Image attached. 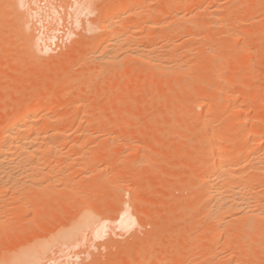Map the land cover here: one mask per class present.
<instances>
[{"label": "rangeland", "instance_id": "rangeland-1", "mask_svg": "<svg viewBox=\"0 0 264 264\" xmlns=\"http://www.w3.org/2000/svg\"><path fill=\"white\" fill-rule=\"evenodd\" d=\"M16 1L19 4V12L20 13H16L15 10L10 6V4L15 2V0H0V44H1L0 45V57L2 55H4V57L2 56V58L0 59V61H1L0 63H2L4 61L5 65L7 66V67L5 66L4 70L2 68H0V89H1L0 90V124L3 123V119H1V114L4 111H11L12 113L21 112L24 107H26L28 105H33L34 103H36L39 100L50 99V98L55 97V98H57L58 105L61 108L58 113L61 116L63 122H61L62 124L61 123L60 124L62 125V127H64L65 131H67L68 134H71L70 132L73 133L72 134L73 138L72 137H71L72 139L70 138L71 144H69V139L66 141V143H68L67 146L72 145V143H77V144L79 143L82 145V143L84 142L83 145H85V147L84 146L82 147L78 144V147H76L74 150L71 151L70 147L66 148L65 154L60 155V157L63 161L65 159L67 160V165H68V162H70L69 165H73V163H71V162L73 160L76 161V162H74L75 165L73 167L69 166L68 168H66V174H67L68 178H70L71 184H76L77 182L80 183V185L77 183V192H80V194L75 196V198H74L75 200L70 199L72 201L68 200L69 202H67V203H66V201L63 202L62 200L64 198L63 197L64 194H62V193L57 196V198H56L57 201H55V202L52 201L51 199L45 200L46 194L41 193V191L38 190L40 187L35 186V188L33 190V191H35L34 195H33L34 197H33V199H31V201L29 203L26 204V212H23L20 215H18V213H17V216L11 217L12 215H16L15 214L16 212H13V211H16L14 208L15 204L8 206L9 209L14 208V210H12V209L10 210L13 213V214L11 213V216H10V218H12V219L10 221L9 220L10 218L8 215L7 217L9 219L8 218L7 219L9 221L6 222V225L9 226V224H10L9 222H11L12 225L15 224L14 222H18V226H15L16 225L15 224L11 227L9 226L10 228L7 226L6 227L8 228V230L9 229L11 230V228L14 227L13 230L17 234V236L15 235V237H16L15 239L16 240L20 239V243L25 242V238L29 237V236H31V238L35 242H38L39 241L38 239L40 237H51L53 231H55V229L58 225L69 224V223H71V221L76 220L79 217V215L81 214L82 209L84 210L86 208L85 210H90L96 216L98 214V213H96L97 211L100 213V214H98V217H97L98 223L93 228L94 230L97 231V234H96V232H93V234H92V232H90V231H93V229H92V230L87 231L84 234V236L81 237L82 238L81 241L79 240L75 246L73 245L70 248H67L65 246L62 248H55L51 252L50 255L42 258L41 264H108V262H109V264H111V263H116L119 261L121 262V264L122 263L123 264H127V263L131 264L134 261H136L138 263L140 260H141L140 262L142 264L144 262H145L144 264H146V260H147L146 258H149L151 255H155V256L161 255L160 251L164 250L166 247H168V249L171 247L170 248L171 251L172 250L173 251L181 250L183 247V243L180 244V239L175 240V238H173L172 236H173V234L177 235L178 232H182L185 230L186 225L184 222H182L180 220H182V217H186L189 213L191 214L194 211L195 202L197 203V201H195V202H193L194 204L191 203L192 205L190 206L189 204H187L188 203L187 202L186 204L182 205V203L180 204V202H182V201L178 200L180 198L185 200V198H187L188 196L190 197V195L192 193L190 192L191 191L190 188H187V185L189 184V180L190 181L192 180L191 178L194 179L193 176H195L194 174L196 173L194 171V169H192V168H195L194 162L192 163V164H194V165H192L193 167H191V166H189V165H191V164H189V162H192V161H189L188 159L190 158L189 156H190V153L192 151V149H190V148L198 146V142L197 141L194 142L193 138H192V140L187 139V140L183 141L184 143L178 142L179 140H177V142H175V140H176V139H174L175 134L173 133V131L174 132L176 131V133L177 132L179 133V130L180 131L182 130L181 129L182 126L179 125L180 124L179 121L181 119V125L183 122H184L183 124H185L186 116H184L183 114H184L185 109H187V108L184 107L185 109L182 110L183 109V106H182V109H181V111H183L182 112L183 114L181 113L182 116L181 117H180V115L177 116L178 119L176 118V120L172 119V125L171 124L163 125V122L166 121L165 120L166 116L169 115L170 113L167 114L168 110L164 111V113H166V114H164L163 117H161V116L157 115L158 113L156 111L159 110L161 107H164V108L166 107V105L169 102L170 95H172V94L169 95V92H168V94L163 93V95H162L163 97H158V96L156 97V96H153L151 94V92L147 93L145 96L146 98L143 100V98H144L143 97L142 98L143 101H141V104H139L141 106L137 105L138 106V107L136 106L137 109H135L136 107L134 109H131L130 97L138 89L137 88L138 84H136V82L133 81L132 83L134 85L133 86L134 88H130L131 87L130 85L132 83L128 84V85L126 84V82H128V81L131 82L132 80H135V77H133V76H135V74L131 73L130 76L129 75L126 76V74H128V73H126L125 71H127V69H131L133 67V64L136 65L135 63H137L136 60L129 59V57H127L126 54H130V53L135 52L137 50V47H139V46L141 47V49H145L147 46L151 47L153 44H156L158 42L159 38L162 37L161 35H163V34L156 33L154 35H151L150 30L147 29L144 33H141V34L135 36V38H133L132 41L130 39L131 42H128L129 40L126 42H123V44H122L123 46H121V47L118 46L114 50L115 52L113 51L112 55L119 53V55H121V57L123 55H125V58H123V59L121 58V60H120V58L119 59L117 58L118 55H116V57L113 58L112 61L117 59V61L119 60L120 62L118 61L119 63L117 62V64H113L115 62H113L112 64H107V65L105 64L106 69L105 68L103 69L104 66L102 67V65H104V63H103L105 61L104 60L102 62L103 64L101 65V67H102L101 69L104 70L103 72H105V73H101V71H102V70L100 71V64L101 63L96 64L97 63L96 61L101 60L99 57H101L100 54L102 53V51H104V47L106 45V43L104 41H101L103 39L102 34L104 33V29H103L104 19L106 17H108L111 20L112 19L116 20V18H112L109 16H112V15L116 16V12H115L114 8H115V6H118V9H117V11L119 12V14H117L119 16L118 20H120V21L122 20V23L128 22V24H134V23H136V21L142 19L145 15L149 16L150 19L151 18L154 19L156 17H157V19H163V17H164L165 19H168L167 20L168 22H171L170 24L173 23L174 25H175V23H177V25L179 23H180L179 25H182L184 23L183 25H185L186 23H189L191 21L190 24L195 23L196 25L195 24H193V25H195L197 27H199L200 24L203 25L204 30H205L203 32L204 33L203 37L207 38V37H210L211 34L216 36V35H218L217 33H221L220 31L223 29L222 24H226V23H224L225 19H228V18L230 19L231 15L234 13L235 17H239V18H236V20L238 19V21H236L234 23L235 25H232L231 23H229V25L231 24L233 26V28H232L233 30L232 29H230V30L232 31V35H234L236 37V38H234V36H233V38L236 40L233 42V44H231L232 47L230 46V47L226 48L225 50H223V53L229 54V59H230L229 60L230 65L228 64L227 66H223V73L225 75L230 74L231 68H232L231 64L233 63L232 58H234L233 54L235 52H238L239 50H241L243 48H244V50L245 49L248 50V48H250L249 51H251V50H254L253 52L256 51L255 55H253V58H251L252 61H250V63H252V64H251L250 69L245 67L241 70H237L236 73H233L234 74L233 78L236 77L234 80H237V82L234 81L236 84L232 83L231 84L232 86L229 85L230 86L229 90H233V92H236L239 89V92L240 91L241 92L246 91V92H249V94H252V91L255 90V89H252L251 87H253V88L257 87L253 96L249 99L250 102L248 100L247 102L244 103V101H242L243 99H241L242 97H239L237 100L238 105H239V103L242 104V102H243L244 105L242 107L244 109H246V108L248 109V113L246 111L247 116H245V114L243 115V120H244V118H247L248 120H247L246 124L249 127V129L250 128L252 129L255 127L256 123L258 122L257 118L259 116L263 117V119H264V56H263V54H264V22H263L264 21V0L263 1L260 0L261 2L255 1V3H257V4H254V2L252 0H250V1L249 0H246V1L243 0L244 2H246L245 4H242V2H243L242 0H240V1L239 0H187L186 1V3H187L186 12H185V10L182 12H185V14H187V15H185V17L187 16L186 17L187 19L189 17L192 18L191 20H190V18L188 19V20H190L189 22L184 17H183V19H178L179 21L178 20L176 21V18L173 17L174 18L173 19L171 17V14H168V16H167V14L164 11L162 13L156 14V13H154L155 12L154 9H152L153 7L151 9H148L143 15H141L142 17L140 16V17H133L131 19H127L125 14H124L125 4L123 3V0H96L95 4H94L95 6H93L95 8H91V10H89V12H90L93 9H95V10H93V13H89L88 11L86 13L84 10L78 9L79 3L84 1V0H16ZM167 2H169V0H150V4H152L153 6H156V7H158L157 5H162V6L164 4L166 5ZM171 2H173V1H170L169 3H171ZM121 3H122V5H121ZM238 3L240 4V6ZM198 5H200V6L202 5V11L204 12L203 14L201 13L202 12L201 10H199V12L201 11L200 12L201 14L200 13L197 14L196 8L198 7ZM232 5L234 7H236L237 9L234 8ZM156 7H154V8H156ZM203 7H204V9H203ZM248 7H251L253 10L251 9L252 11H249V10L247 11ZM119 9H120V11H119ZM193 9H195V10L193 11ZM206 10L208 13L209 12H211V13L213 12V14L214 13L215 14L221 13L220 16H223V17L227 16V17L226 18L224 17L225 19L220 17L222 19L221 21L223 23L221 21L217 20V22L212 21V23H213L212 24V23L208 22V21H211L212 18L210 15H209L210 18H209V16H207L208 13L205 12ZM219 10H221V11H219ZM188 11L189 12L191 11V12L189 13ZM113 12H115V13L113 14ZM194 12H196V14ZM189 14H191V16L193 14V16L191 17ZM194 14L196 16H194ZM237 14H239V15H237ZM252 14H254V15L252 16ZM232 17H233V15H232ZM208 18H209V20H208ZM169 19H171V21H169ZM223 19H224V21H223ZM229 19H228V21L231 22ZM232 19L233 18H231V20ZM185 21H187V22H185ZM218 22H221V24H219ZM174 25H171V26H174ZM220 25L222 27L221 30H220L221 27H218ZM230 26H229V28L232 27V26L231 27ZM120 28L121 27H118L119 32L123 30L122 28L121 29ZM218 28H219V30H218ZM245 31H246V33H245ZM11 34H12V36H11ZM223 34L224 33L222 32V35ZM245 34L247 36H245ZM213 35H212V40H213V37L215 38V36H213ZM220 35L221 34H219V36ZM5 36H7V37H5ZM36 37H38V40H39L38 47H40V46L41 47L33 50V49H31L30 46H31V42H32L33 38H36ZM182 37L179 39L181 43H182L181 40H183L185 38V36L183 38ZM203 37H201L200 39L199 38L196 39L197 41L201 40L200 42L203 43V46H202V43H200L199 41H198V43H199V45L201 44L202 48H205L206 45L208 46V45H212V44L213 45L218 44V41L216 43V41L214 40V43H215L214 44L213 41H211V38L209 40L208 38L206 39ZM216 37H218V36H216ZM222 37H224V35ZM239 39L241 42L239 41ZM179 40L177 42H179ZM196 40H192V41H196ZM100 41H101V45H100V47H98L96 49V46L99 44ZM188 41H187V45L190 43L191 40H188ZM203 41H206V42H203ZM257 41H259V42H257ZM183 42L185 45H181V47H183V49H184L187 45H186V41L183 40ZM204 43L205 44L208 43V44L205 45ZM210 43H212V44H210ZM191 44H193L194 47L196 45L195 42L194 43L192 42L189 45H191ZM193 46L192 47L188 46L186 48V50L188 48L193 49L194 48ZM197 46H198V44H197ZM181 47L179 45L176 48V51L178 52V49L180 50ZM199 48H201V47L200 46L195 47L193 50L197 49L198 53H199ZM40 49L41 50L45 49L48 52H46L45 50L40 52L41 51ZM183 49H181L179 52H181ZM36 50H38L39 52H36ZM193 50L190 52H192L193 59H195L196 55L198 56V54L194 55L195 53L193 52ZM45 52H46V55H45ZM190 52L189 53L187 52V54H185L186 57H189L187 55H190ZM37 53H39V54H37ZM72 53H74V55ZM95 53L97 55L99 54V57H98L99 59L97 58L96 61H94V60L92 61L94 63L96 62L95 64L94 63L89 64L91 62V60H90V62H89V60L87 62V58L93 59L92 56L93 55L95 56ZM42 54H44V55H42ZM181 54L179 53L180 56L184 55V54L183 55H181ZM69 55H71V56H69ZM90 57H92V58H90ZM118 57H120V56H118ZM186 57H183V58L187 59ZM190 57L192 58L191 55H190ZM256 57H258V58H256ZM3 59H6L7 62ZM188 59H190V58H188ZM108 60H110V59H108ZM130 60H132V61H130ZM112 61H109L107 63H111ZM59 63L62 65H59ZM65 63H67L68 66ZM35 64L36 65L39 64V67H37V68H40L39 70L37 68H35L36 67ZM34 65H35V67H34ZM32 67L35 69L34 70L31 69ZM61 67L62 68L65 67L64 71L67 72L66 73L67 75L64 76V79L68 78V79H65V81L62 78V81H60L62 85L59 82V80H61V79L56 78V76H58L57 75L58 71ZM205 67L206 66H204V68L202 67L203 70L202 69H200L201 71L199 70L201 75H203L205 73L204 71H206V68H207V67L206 68ZM36 69H37V71H36ZM97 70L100 71L99 75H97V73H98ZM248 70H250V71H248ZM86 72H89V73H87V76L84 75ZM92 72H93V74H92ZM122 72H123V74L126 73L125 76L123 75L125 79L124 78L122 79V77H123L121 74ZM69 73L71 75H69ZM15 74H16V76H14ZM119 75H120V77L122 76L121 80L119 79L120 78ZM50 76H52V77H50ZM95 76H97V77H95ZM247 77L248 78L254 77L253 78L254 80L252 81V83H248V87H246L247 85L242 87L241 84H238V83H240V82H238V80L241 81L243 79H246ZM126 78L128 79V81ZM54 79H55V81H56V79H58L57 82H55ZM70 79L73 80V84L71 87L72 89L66 90V89H64V86L67 85L66 82L68 83L70 81ZM3 80H5V81H3ZM118 80H120V81H118ZM170 81L171 80H169V82ZM54 82H55L56 86L58 85L57 88L55 87L56 90H55V88H53L54 86L52 87V84H54ZM117 83H119V85ZM74 84H75V86H73ZM125 85H127V87H126L127 89L129 86V88L131 90H129V89L127 90L125 88ZM240 86L243 88V90L241 89ZM160 88L157 90H160ZM250 88H251V91H250ZM126 91L128 93H130V95ZM167 91H170V90H167ZM16 95H17V98H16ZM127 95H129V96H127ZM164 95H165V97H164ZM126 97L129 100H127V99L125 100L124 98H126ZM199 98L200 97L197 98V96H196L195 98L191 99V97H190L188 99V102L187 101L186 102L188 103L189 106H191V103H192V105L194 104L193 106H198L199 101H201V99H202V98L201 99H199ZM78 99H79V101H78ZM196 101H198V102H196ZM1 103L3 106L1 105ZM66 103H68V104H66ZM164 103H165V105H164ZM246 103H248V104L246 105ZM88 105H89V107H88ZM107 105L109 108L107 107ZM184 106H186V104ZM87 107L90 110H92L91 113L93 114V116H97V117L99 116L100 117V115H104L103 117H104L105 121H107V123H109L108 127H106L107 129L104 128L105 131L108 130V132L110 131V132H113V133L118 134V135L120 134L119 136L113 134V136L114 135L117 136V138L114 136L117 141H114L115 138H114V140H113V138H111L112 135L110 136V134H111L110 132L106 133L104 131V129H103L104 132H101V129L98 128L99 124L94 125V128L96 126L95 130L93 129V131L95 132L94 135L92 134L93 133L92 129L89 131V133L92 132L91 134L93 137V138H89L90 140L88 138H87V140L84 139L82 141H79V139H78V142H77V140H74L75 139L74 137L76 135V134H74V132L79 133L82 129L84 130V128H86V127L88 128L91 125H93V124L89 123L88 122L89 119L87 120V117L85 118V116H84V114H85L84 111ZM114 107L116 110L114 109ZM173 107L171 108L173 110V112L172 111L171 112L173 113V115H175L174 113H176L178 111L179 106L175 105ZM70 109H71V111H70ZM113 110H115V111H113ZM134 110H135V112H133ZM130 111H132V113L135 114V117ZM160 111H161V109H160ZM58 113H56V115L55 114L53 115V113L50 115V113H49L48 117H46L45 115H39L35 119L40 122L39 125L41 124V126H43V125H46V127L48 125L51 126V125H54V123H53L54 121L50 120V117L53 115L56 119V117H58ZM172 113L169 116L172 117L173 116ZM94 114H96V115H94ZM62 115H64V116H62ZM60 116H59V118H60ZM73 116H76V118L78 120L73 122V124L69 125L68 120L73 118ZM132 117L134 118L135 121H132V119H130ZM36 120H35V122H36ZM59 120H61V119H59ZM59 120L58 119L55 120V123L58 124L57 122ZM121 120H122V122H121ZM127 122H129V123H127ZM50 123H52V124H50ZM215 123L217 126L218 125L223 126V125H221V120L215 121ZM37 124H38V122H37ZM87 125H89V126H87ZM161 125L163 126L162 128H165V129L163 130L161 128L162 130L160 129V133H158V130H156V132H157V134H156L155 129H157L159 126L161 127ZM43 127H45V126H43ZM122 127H123V130H122ZM199 127H198V125H196L194 130H197ZM87 128L85 130H87ZM203 130H202V134L205 132V130H204V132H203ZM235 131H236V129H235ZM235 131H232L233 135H234ZM136 132L137 133L139 132V134H137ZM140 132H142V134ZM196 132H198V135H200V133H199L200 131L197 130ZM196 132H195V134H196ZM121 133L125 137H123ZM149 133L151 136L148 135ZM104 134H107L108 137L109 136L110 137L108 138L107 135H104ZM135 134H137V135H135ZM97 135H99V137H96ZM126 135L128 136V138ZM142 135H144L145 137L147 135L150 138L149 137L145 138L144 136L142 138ZM155 135H156V137H155ZM101 136H103V137H101ZM135 136H138L139 138H136ZM172 136H174V138H172ZM131 137L134 139H132ZM197 137H200V136H197V134H196L194 139L195 138H196V140L199 139ZM171 138L174 141H171ZM228 138H231V137H228ZM232 138L226 139V141L224 140L226 143L223 142V145L227 144L229 147H232V146L234 147V145L237 144L236 146L238 147L239 141H238V143H234L236 141L233 140ZM145 139L148 141L147 143H146ZM126 140H127V142H126ZM261 140H262V141H260L261 144H264V138L263 139L261 138ZM74 141H76V142H74ZM124 141L126 142V144H123V143H125ZM118 142H119V144H118ZM171 142H173V143L171 144ZM127 143L130 146H128ZM148 143L151 144L152 146L156 145V146H154L156 148L153 147V150H152V146L151 145L148 146ZM159 143H161V145H159ZM178 143H180V145H178ZM162 144L165 147V149L164 148L159 149L160 147H162ZM157 145H158V148H157ZM187 145L188 146L190 145V146L186 147ZM181 147L183 148L182 149L183 153L180 152L181 150H179ZM233 147L230 149L233 150ZM235 148L236 147H234V149ZM176 149H178L179 152H177L178 150L175 151ZM187 154H189V155H187ZM149 158H151V159H149ZM58 159L59 158H57V160L54 159V161L55 160L58 161ZM104 159L107 163L105 161H103ZM148 159L151 161L147 162ZM62 160L58 161V162H62ZM129 164H132L133 168L136 166L135 168L137 170V171L134 170L135 168L132 170V172L130 173V174H132V177H135L134 179H136L138 182L139 181L142 182V183H140V186H139L140 189L137 188L138 189L137 192L135 191V188H134V192H132V196L134 197L135 193H137L136 196L141 201L138 200V202L140 204H138V202H137V204L135 203V207L138 205L136 207V211L137 210L139 211L138 218L125 220V218L121 215L120 211L119 212L118 211L111 212L112 208L110 209V206H113V204H114V206L117 205L116 208L118 207L119 203L121 202L120 197H118L116 195L111 196V194L108 193L109 191H108L107 187L104 188L103 190L101 188L100 190L97 189L98 191L97 190L94 191V187H92V186H94L95 184H99L101 182L100 179H103L104 177L106 178V176H107V178L108 177L111 178V175H113V172L115 173V169H116V171H118V169H119V172L121 171L119 173L121 175V177H118V178L120 181H122L121 182L122 184L123 183L125 184L124 179L128 180L129 178L130 179L132 178L131 175L128 172H126L127 169L129 170V168H131V165H129ZM67 165H65V166H67ZM128 165L130 167L126 168ZM122 170H123V172L125 171L124 172L125 174L123 173L124 177L121 174ZM192 171H194L193 172L194 174H192L193 176H191ZM197 175H202V174L199 173V174H196V176ZM84 176L88 177L86 182L82 181V178ZM146 180H150V182L149 181L147 182L148 185H147V183L144 182ZM183 180L185 182H183ZM80 181L85 182L84 183L85 185L83 183L81 184ZM186 182H187V184H186ZM92 183L93 184L95 183V184L93 185ZM143 183H145L146 185L145 184L142 185ZM176 184H178V185H176ZM83 185H84V187H83ZM181 185H182V188H181ZM109 186H110L109 189H111L112 185L109 184ZM141 186L142 187L144 186V187L141 189ZM260 186L258 187V189L264 188V185L261 187ZM118 187L119 188H117V189L121 190L120 186H118ZM60 189H62V187ZM144 189H146V191ZM176 189H178V191ZM172 190L176 193H174ZM196 190H198V189H196ZM92 191H94V192H92ZM139 191H140V193H139ZM168 191L170 193L172 192V194L169 195L170 193ZM70 192H71V190L67 189V192H65V193L69 194ZM91 192L93 193V195H90ZM101 192H102V195H101ZM187 192H189L190 195H188L189 193L186 194ZM198 192H199V190L197 191V193ZM138 193L140 196L138 195ZM173 193L175 194V197L173 196L174 195ZM178 193H181V194H178ZM183 193L186 195H184ZM39 194H41V195L39 196ZM88 194L90 197L87 196ZM180 195H181V197H179ZM136 196L134 198H136ZM140 197L143 198L144 202H142V199ZM175 198H177V200L179 201V204L178 205L176 204V206H174V204H175L174 201H176ZM172 202H174V203L172 204ZM150 203H152V204H150ZM116 208H115V210L118 209V208L117 209ZM108 209H110V210H108ZM139 209L142 212H140ZM151 210H153V212H150ZM138 211H137V213H138ZM181 211H183V212H181ZM8 213H9V211H8ZM144 214H146V215L150 214L151 216L150 215H149V217H148V215L143 216ZM16 217H18V218L15 219ZM139 217L141 218L142 221H140ZM142 217H144V219ZM199 220H201V219H198V221L195 222V225H194L195 228L193 229V232H192L195 240L197 239L198 233H200V230H201V228H203L202 226L205 223L204 219H202V221H199ZM162 222L165 223V225L167 227H165V225ZM178 222H180V223L178 224ZM140 223H141V225H140ZM149 223L154 224V225H150ZM158 224H159V226H158ZM160 225H161V228L159 230H161V229L162 230L161 231L158 230L160 232V233H158V234H160V236H159V235H156L155 232H158L156 230L160 227ZM163 225H164V227H162ZM6 227H5L4 232H6ZM169 228H171V230ZM263 228H264V226H263ZM99 229L101 231L100 235L98 234ZM9 231H7V232L9 235H11L10 234L11 232L9 233ZM0 232L4 233L1 228H0ZM165 234L167 235V237ZM171 234H172V236H170ZM9 235L6 234L5 236H9ZM12 235H13V233H12ZM5 236L2 235V241L0 240V247H2V246H3V248H4V246L5 247L10 246L11 247V243L13 244V242H15L16 240L15 241L8 240V242H7V240H3L4 239L3 237H5ZM17 237H19V238H17ZM159 237L162 239H159ZM236 237L237 236L235 235L234 238L232 239V242L229 244V246L223 243V245L227 246L226 247L227 249H225L224 246L222 247V245L219 244L217 246L220 248H218V250H215V247L217 249V246H215V245L209 246L206 244L205 247L207 246V247H209V249L203 247V249L201 248L199 251L196 250L195 251L196 253L195 252L194 253H195V255H197L196 256L197 259H199L198 260L199 263H197V264H201V263L206 264L208 260L209 261L212 260L213 262H214V260L217 261L218 258L220 259V254H222L221 258L224 257V259L227 255H229V257L234 255L235 256L234 258L236 259L238 257V254L240 255V253L243 254L242 255L243 257L241 255L239 256V257L243 258L241 260H240V258L239 259L237 258V260L235 261V259L233 257H230V258H232V259H230V258L228 259L230 261H228L226 259L224 260L222 258V260L221 259H220V261L218 260L217 263L220 262L219 264H223V263H221V261L222 262L226 261L225 264H228L227 263V261H228V262H230V264H233V263L234 264H242V262H243L242 260L245 259L244 261H246V260L248 261V263H246V264H251L254 261H255L254 262L255 264H259V262H260V264H264V261L260 257V255H257V254H259V252L257 254H253V257H250L252 255L250 252H252V250L255 247H252V248L249 247L250 249H248V247H247L245 250L246 252L243 253L239 249V246H238L239 244H241L242 240H239L241 237L240 238L237 237L238 239ZM0 239H1V237H0ZM167 239H170V240L167 241ZM235 239L238 241V243L236 242ZM4 241L6 242V244ZM166 241H167V243H166ZM192 241H194V240H192ZM9 242H11V243H9ZM173 242H175V243H173ZM260 242H262V243H259L260 245L261 244L264 245V236L261 237ZM233 243L235 245L237 244L236 246H237L238 250L240 251V253H238L239 251L237 250V252H236V253H238L237 256L234 253L235 251L233 252V249L236 250V248H235L236 246ZM138 244L140 245V247H138L139 246ZM232 244H233V246H232ZM255 244L256 243H254V245ZM251 246H253V244H251ZM261 247L262 246L259 247L261 249L260 254H263V256H264V253H262V252H264V250L262 249V248H264V246L262 248ZM191 248H192L191 251L193 252V247H191ZM210 248L211 249L213 248L214 250L213 249L210 250ZM2 249L0 248L1 251H3ZM61 249H62V251H61ZM223 249L226 251H224ZM247 249L249 251L251 250L249 252V254L247 253L248 252ZM257 249H258V247H257ZM4 250H5V248H4ZM137 250H139V251L137 252ZM209 252L211 255L209 254ZM135 253H136V255H135ZM216 253L217 254L219 253V255H217ZM245 253H247V255ZM214 254H216L217 256ZM244 254L246 255V258H245ZM254 255L257 256L258 258L262 259V260L257 259L256 257H254ZM123 256H125V257H123ZM128 256L130 258H128ZM136 256H138L140 260H135L138 258ZM120 258L122 259L123 262L121 261ZM132 258H134V260ZM251 258H253V259L255 258V259L252 261H249V259H251ZM124 259L125 260L127 259L126 261L130 260V263H129V261L125 263ZM238 260H240L242 262H239ZM216 261L214 263H216ZM186 264H188V263H186ZM243 264H245V263H243Z\"/></svg>", "mask_w": 264, "mask_h": 264}, {"label": "bare ground", "instance_id": "bare-ground-1", "mask_svg": "<svg viewBox=\"0 0 264 264\" xmlns=\"http://www.w3.org/2000/svg\"><path fill=\"white\" fill-rule=\"evenodd\" d=\"M95 1L96 0H84V1L79 3L78 9H80V10L82 9L87 13V11L89 12V10H91V8H95V7H93V6H95L94 5ZM170 1H173V2L169 3ZM186 1L187 0H169V2H167L168 4L166 3V5L164 4L163 6L157 5L158 7H156V6H153L152 4H150V0H123V3L125 4L124 14H125L127 19H131L133 17H140L148 9H151L153 7L152 9H154V11H155V12L153 11L154 13L158 14V13H162L164 11L167 14V16H168V14H171V17L176 18V21H177L178 19H183V17L184 18L187 17V16L185 17V15H187V14H185L186 8H187ZM252 1L254 2V4H257V3H255V1L261 2L263 0H261V1L260 0H252ZM245 3L246 2H244V1L242 2V4H245ZM121 5H122V3H121ZM202 5L201 6L198 5V7L196 8L197 14L202 11ZM10 6L15 10L16 13H20L19 12V4L17 3L16 0L12 4H10ZM239 6H240V4H239ZM154 7H156V8H154ZM234 8H236V7H234ZM248 8H247V11L253 10L251 7H248ZM114 9L116 12V16L112 15L109 17L116 18V20H113V19L111 20L108 17H106L104 19V27H103L104 33L102 34L103 37L101 36L103 38L101 41H104L106 43V45L104 47V51H102V53L100 54L101 57H99V54L97 55L95 53V56L94 55L92 56L93 59L87 58V62H88V60H89V62L91 60V62L89 64L94 63L92 61L93 60L96 61L97 58L99 57L101 59L100 60L101 62L98 60V61H96L97 63L96 62L95 63L96 64L101 63L100 64V71H101L102 70L101 68L104 66L103 67V69H104L107 64H112L113 62H115L113 64H117V62L119 60L117 61V59H115L116 61L115 60L112 61L113 58L116 57V55L120 56V57L117 56V58L118 59L120 58V60H121V58L122 59L125 58V55H123L124 57L123 56L121 57V55H119V53L112 55L113 51L118 46H120V47L123 46L122 45L123 42H126L128 40H129L128 42H131L132 39L135 38V36H137L141 33H144L147 29L150 30L151 35H154L156 33L163 34V35H161L162 37L159 38L158 42L156 44H153L151 47L147 46L145 49H141V47L139 46V47H137V50L135 52L130 53V54H126V56L129 57V59L136 60V62H137V63H135L136 65L133 64V67L131 69H127V71H125L126 73H128V74L125 73L126 76H128V75L130 76L131 73L135 74V76H133V77H135V80H132L131 82H129L127 79L128 77H127L126 79L129 83L126 82V84L127 85L131 84L133 81H135L136 84H138V87L135 85L138 88L136 90V92L134 94L131 92L133 95L130 97L131 105L130 104L129 105L131 106V109H134L137 105L141 104V101H143L146 98L145 97L146 94L150 93V92L153 96H156V97L157 96L163 97L162 96L163 93L168 94V92H169V95L170 94H172V95H170V99H169L168 104L166 103L167 104L165 107L166 109L164 107H161L160 108L161 111H160V109L156 111L158 113L157 115L163 117V115L166 114V113H164V111H167V110L169 111V112L167 111V114L170 113L169 115H171V113L173 112V110L171 108L175 105H178L180 110L178 109V111L176 113H174L175 115H173V113H172V115H173L172 117L169 115H167L168 116L167 117L165 115L166 121L163 122V125H166V124L172 125V119L176 120L177 116H179V115H180V117L182 116L181 115V113L183 112V111H181L182 106H183L182 110H184L185 109L184 107H186L187 109H185L184 114L182 113L184 116H186V118H185L186 122H185V124H183L184 122L182 121L183 123L181 125V119H180V121L178 120L180 123L179 125L182 126V128H181L182 130L181 131L179 130V133L178 132L176 133V131L175 132L173 131V133L175 134V135L173 134L175 136V138H174V136H172V138L176 139L175 142H177V140H179L178 142H183L187 139L192 140V138H193L194 142L195 141L198 142V146L190 148V149H192V151H191L190 156H189L190 158L188 159L189 161H192V162H189V164H191L189 166L193 167L192 165L195 164L194 167L196 168V169L192 168V169H194V171L196 173L194 174L193 173L194 171H192L191 176H193L192 174H194L195 175V176H193L194 179L191 178L192 180L191 181L189 180V184H188L189 186L187 185V188H190V190H191L190 192L192 194L190 195V193L187 192L186 194L189 193L188 195H190V197L187 195L189 198L187 197V198H185V200L181 199V198L178 199V200L182 201V202H180V204L182 203V205L186 204L187 202H188L187 204H189L190 206L192 204H194L193 202H195V201H197V203L195 202L196 206L194 205V211L192 210L193 212L191 214L188 212L189 214L187 213L188 215L186 217H182V220H180V221L185 223V225H186L185 230L182 232H178L177 235L176 234H173V236H172V234L170 235L173 238H175V240L180 239V244L183 243V247L181 250H177V251L176 250L171 251L170 250L171 247L169 249H168V247H166L164 250L160 251L161 255H158V256L151 255L149 258H146L147 259L146 264H186V263L197 264V263H199L198 262L199 259H197V257H196L197 255H195L196 250L199 251L201 248L203 249V247L209 249V247H207V246L205 247L206 244L209 246L210 245L217 246L220 244V245H222V247L224 246L225 249H227L226 245L229 246V244L232 242V239L234 238L235 235L238 238H240V237L242 238V239L241 238L239 239L242 241H241V244H239L238 246H239V249L243 253L246 252L245 250L247 247H248V249L255 247L252 250V252H250L251 250L249 251L247 249V251H248L247 253L249 254V252H250L252 254V255L250 254L251 255L250 257H253V254H257L259 252V254H257V255H260V257L264 261V258H263L264 256H263V254H260L261 249L259 248L260 246H262V247L264 246L262 244L261 245L259 244V243H262V242H260L261 237L264 236V230H263L264 229L263 228V226H264L263 225L264 224V188L258 189V187L260 185L261 186L264 185V144H261V142H260V141H262L261 138L262 139L264 138V119H263V117L259 116L260 118L259 117L257 118L258 122L256 123L255 127L252 129L251 128L249 129V127L246 124L248 119L244 118V120H243V115L245 114V116H247L246 111L248 113V109L246 108L247 109L246 110L242 107L244 105L242 101H244V103L247 102L253 96L257 87H254V88L251 87L252 89H255L254 91H252V94H249V92H246V91L245 92L244 91L239 92V89L236 92H233V90H229V87L232 86L231 84L232 83L236 84L235 82H237V80H234L236 77L233 78L234 77L233 73H236L237 70H241L245 67L250 69L251 64H252V63H250V61H252L251 58H253V55H255L256 51L253 52L254 50H251L252 51L251 52V51H249L250 48H248V50L247 49L244 50V48H243V49L239 50L238 52H235L233 54L234 58H232L233 63L231 64L232 68H231L230 74L225 75L223 73V66H227L230 63L229 54L223 53V50H225L226 48H228L230 46L232 47L231 44H233V42L236 40V39H234L236 37L234 35H232V31L230 29L233 28L232 25H235L234 23L236 21H238V19L236 20V18H239V17H235V14L233 13L232 14L233 17L231 15L230 19L228 18L231 21V22H229L228 19H225L227 16L226 17L224 16L225 17L224 18L223 16H220L221 13L220 14L217 13L219 15L218 16L215 13L213 14V12L208 13L206 10L205 12L208 13L207 16L210 15L212 18V20L208 21V22H210V23H212V21L217 22V20L221 21L222 20L221 18H224L225 19L224 23H226V24H222L223 29H222L221 25L218 26V27H221L220 30L221 29L223 30V31L222 30L220 31L221 33H217L218 35H216V36H218V37H216L215 35H213L211 33H210L211 34L210 37H207L209 40L211 38V41H213V43H214V40L216 41V43L218 41V44L213 45L212 43H210L212 45L207 46L206 44H208L209 43L208 42L206 44L204 43L206 46L204 45L205 48H202L203 43L200 42L201 40H198L200 43H202V46H201V44L199 45V43L196 39L197 38L200 39L201 37H203V34H204L203 32L205 31L204 27L202 24H200L199 27L195 26L196 25L195 23H193L195 25L190 24V22H191L190 20L192 18H190L189 16L188 17L190 18V20H188L189 18L188 19L186 18V20L188 22L190 21L189 23H186L187 25L186 24L183 25L184 23L182 25H179L180 23L178 25H177V23H175V25H174L173 23L170 24L171 22H168L167 21L168 19H165L164 17H163V19H157V17L154 19H152V18L150 19L149 16H147V15H145L142 19L136 21V23H134V24H128V22H126L127 23L126 24L125 22L122 23V20L121 21L118 20L119 19V16L117 15V14H119V12L117 11L118 6H115ZM120 9H119V11H120ZM203 9H204V7H203ZM93 10H95V9H93ZM93 10L90 11L89 13H93ZM184 10H185V12H182ZM194 10L195 9H193V11ZM199 10H201V11L199 12ZM221 10H219V11H221ZM115 12H113V14ZM196 12H194V13L196 14ZM201 13L203 14L204 12L202 11ZM195 14H194V16H196ZM189 15L191 16V14H189ZM237 15H239V14H237ZM253 15L254 14H252V16ZM192 16H193V14H192ZM210 16H209V18H210ZM209 18H208V20H209ZM231 18H233V19L231 20ZM224 19H223V21H224ZM169 21H171V19H169ZM187 21H185V22H187ZM221 22H218V23L221 24ZM229 23L232 24V25L230 24L232 27L229 25ZM171 25H174V26H171ZM229 26L231 28H229ZM118 27H121L123 29L122 31H120L121 33L118 31ZM218 30H219V28H218ZM222 32L224 33L223 34L224 37H222L223 36ZM245 33H246V31H245ZM219 34H221L222 36L220 35L221 36L220 37ZM183 35L185 36V38L183 40L186 41V45H187V41L191 40L190 43H192V42L196 43V45L194 44L195 47H199V46L201 47V48H199V53H198L197 49L193 50L195 48L193 46V44L189 45L190 44L189 43L186 47L184 46L185 50L183 49V47H181V45H185L183 40H181L182 43L179 40ZM212 35L215 36V38L213 37V40H212ZM11 36H12V34H11ZM233 36H234V38H233ZM245 36H247V35L245 34ZM5 37H7V36H5ZM36 38H33L32 42H31L30 47L33 50L41 47V46L38 47L39 40H38V37H36ZM203 38H206V37H203ZM130 39H131V41H130ZM177 39L179 40V42H177L178 41ZM192 40H196V41H192ZM101 41L96 46V49L98 47H100ZM239 41H240V39H239ZM203 42H206V41H203ZM257 42H259V41H257ZM197 44H198V46H197ZM179 45L181 47L180 50L181 49L184 50V51L182 50L181 52H179L180 50L178 49V52L180 54L182 53L181 55H183V54L185 55V54H187V52L189 53L190 51L193 50V52L195 53L194 55L198 54V56L196 55V58L193 59L192 52H190V55L192 56V58L190 57V55H187L189 57H186V55L180 56L179 53L176 51V48ZM188 46L189 47L193 46L194 48L193 49L188 48L186 50V48ZM44 50H41L40 52H42ZM36 52H39V51L36 50ZM46 52H48V51H46ZM46 52H45V55H46ZM74 53H72V54L74 55ZM37 54H39V53H37ZM42 55H44V54H42ZM2 56L4 57V55H2ZM2 56L0 57V59L2 58ZM69 56H71V55H69ZM263 56H264V54H263ZM92 57H90V58H92ZM183 57H186L187 59H184ZM188 58H190V59H188ZM256 58H258V57H256ZM108 59H110V60H108ZM3 60H5L7 62L6 59H3ZM132 60H130V61H132ZM109 61H112V62L107 63ZM102 62L104 63V65H102L103 64ZM0 64H1L0 68H2L4 70V68L6 66L5 62L3 61ZM65 64H67V63H65ZM35 65H34V67H35ZM59 65H62V64L59 63ZM101 65H102V67H101ZM67 66H68V64H67ZM204 66H206L207 68L205 67L206 71H204L205 73L203 75H201L200 69H202V67L204 68ZM37 67H39V64H37L35 68H37ZM35 68L32 67L31 69L34 70ZM64 68L61 67L58 71V74H57L58 76H56V78L61 79V80H59V82L62 81V78L64 79L65 75H67L66 74L67 72L64 71L65 70ZM37 69L39 70L40 68H37ZM37 69H36V71H37ZM100 71H98L97 75H99ZM103 71L104 70H102L101 73H105ZM248 71H250V70H248ZM87 73H89V72H86L84 75L87 76ZM92 74H93V72H92ZM121 74H122V76L123 75L125 76V74H123V72ZM69 75H71V74L69 73ZM14 76H16V74ZM124 76L122 77V79L124 78ZM50 77H52V76H50ZM95 77H97V76H95ZM119 77H120V75H119ZM121 77L119 78L120 80H121ZM253 78L247 77L246 79H243L241 81L238 80V82H240L238 84H241L242 87H244L246 85H247L246 87H248V83H252V81L254 80ZM65 79H68V78H65ZM65 79H64V81H65ZM57 80L58 79H56V81H55V79H54L55 82H57ZM120 80H118V81H120ZM169 80H171V81L169 82ZM3 81H5V80H3ZM55 82H54V84H52V87L54 86L53 88L58 87V85L56 86ZM60 84H61V82H60ZM66 84L67 85L64 86V89H66V90L72 89L71 87L73 84V80L70 79V81L68 83L66 82ZM117 84L119 85V83H117ZM127 85H125V88L127 87ZM73 86H75V84ZM130 86H131L130 88H134L133 83ZM242 87H241V89L243 90ZM56 88H55V90H56ZM130 88L128 86L129 90H131ZM159 88H160V90H157ZM251 88H250V91H251ZM167 90H170V91H167ZM128 94L130 95V93H128ZM129 95H127V96H129ZM194 96L195 97L197 96V98L200 97L199 99H201V98L202 99H201V101H199L198 106H193L194 104L192 105V103H191V106H189L187 103L188 99L190 97H191V99L195 98ZM164 97H165V95H164ZM239 97H242L241 99H243V100L241 101L242 104L239 103V105H238L237 100ZM16 98H17V95H16ZM142 98H143V100H142ZM124 99L126 100L127 97ZM127 100H129V99H127ZM78 101H79V99H78ZM196 102H198V101H196ZM249 102H250V100H249ZM66 104H68V103H66ZM185 104H186V106H184ZM247 104L248 103H246V105ZM1 105H2V103H1ZM164 105H165V103H164ZM139 106H141V105H139ZM88 107H89V105H88ZM107 107H108V105H107ZM137 107L135 109H137ZM87 108L84 111V113H85L84 116H85V118L87 117V120L89 119L88 122L93 124V125L90 126L91 128L86 127L87 130H85L86 128H84L85 131L82 129L81 130L82 132L81 131L79 133L77 132L78 134L76 132H74V134H76L74 137L75 138L74 140H77V142H78V139H79V141H82L84 139L87 140V138L88 139L93 138L92 134L93 135L95 134L93 129L95 130V128H96V126L94 128V125L99 124L98 128L101 129V132H104L105 131L104 128L108 127V124H109V123H107V121H105V119L103 117L104 115H100V117L99 116L98 117L93 116V114L91 113L92 110H90L89 108L87 109ZM60 109L61 108L58 105L57 98L54 97V98H50V99L39 100L36 103H34L33 105H28V106L24 107L21 112L12 113L11 111H4L1 114V119H3V123L0 124V228L2 229L3 232L5 231L6 226L11 227L15 224H16L15 226H18V222H14L15 224H13V225L11 222H9L10 223L9 226L6 225V222H8L9 220L11 221V219H12V218H10L11 213H12L10 210L12 208L9 209L8 206L15 204L14 208L16 211H13V212H16L15 213L16 215H12L11 217L17 216V213H18V215H20L23 212H26V204L29 203L31 201V199H33V197H34L33 195H34L35 191H33V190H34L35 186L40 187L38 190L41 191V193L46 194L45 200L51 199L54 202L57 201L56 198L61 193L64 194L63 195L64 198H63V200L62 199L61 200L63 202L66 201V203L69 202L68 200L74 199L76 195L80 194V192H77V183L78 182L76 184H71V180H70V178H68V176L66 174V168H68L69 166L73 167L75 165L74 162H76V161L73 160L71 162V163H73V165H69L70 162H68V165H67V160L65 159L63 161L60 157V155L65 154L66 148L70 147V150L72 151L76 147H78V144H79V143L78 144L72 143V145L67 146L68 143H66V141L69 139V144H71L70 138L71 137L73 138V136H72L73 133L69 131L71 134H68L67 131H65L64 127H62L61 122H63V121H62L61 116L58 113L60 111ZM71 109H70V111H71ZM114 109H115V107H114ZM115 110H113V111H115ZM130 112L132 113V111H130ZM133 112H135V110ZM49 113H50V115L52 113H53V115L54 114L56 115V113H58V117H56V119L53 115L50 117V120L54 121L53 122L54 125H51V126L48 125L47 127H46V125H43L45 127L41 126V124L39 125L40 122L38 120H36L35 118L39 115H45L46 117H48ZM94 115H96V114H94ZM133 115L135 117V114H133ZM59 116H60V118H59ZM62 116H64V115H62ZM57 119L58 120L61 119L58 122L56 121L58 124L55 123V120H57ZM130 119H132V121H135L133 117ZM35 120H36V122H35ZM76 120H78L76 118V116H73V118L68 120L69 125L73 124V122H75ZM218 120H221V125H223V126H219V125L217 126L216 125L215 121H218ZM37 122H38V124H37ZM121 122H122V120H121ZM127 123H129V122H127ZM50 124H52V123H50ZM196 125H198V127L200 126L197 129L198 131H200L199 132L200 135H198V132H196L197 130H194ZM87 126H89V125H87ZM162 127H163L162 125H161V127L160 126L158 128L156 127L157 129H155V133L157 134L156 130H158V133H160V129ZM91 129H92L93 133L92 132L89 133V131ZM103 129H104V131H103ZM162 129L164 130L165 128H162ZM203 129L205 130V132ZM235 129H236V131H235ZM122 130H123V127H122ZM202 130L205 134L204 133L202 134ZM232 131H235L234 135L232 134L233 133ZM105 132L107 133L108 130H106ZM195 132H196L197 136H200V137H197V138H199L197 140H196V138L194 139V137L196 135ZM110 133H111L110 136L111 135L113 136V134H115L113 132H110ZM140 133L142 134V132H140ZM150 133L148 134L149 136H151ZM137 134H139V132ZM137 134H135V135H137ZM104 135H107V134H104ZM115 135H118V134H115ZM144 135H142V138ZM112 136H111V138H113V140L115 137L117 138V136H115V137L114 136L112 137ZM122 136H123V134H122ZM149 136L146 135L147 138ZM96 137H99V135H97ZM101 137H103V136H101ZM107 137H108V135H107ZM123 137H125V136H123ZM135 137L139 138L138 136H135ZM155 137H156V135H155ZM228 137H231V138L233 137L232 139L236 141L234 143H238V141H239V143H238L239 146L237 147L236 146L237 144L234 145V147H236L235 149L232 146L233 147V150H232V149H230L232 147H229L227 144L223 145V142H225L226 139H231ZM116 138L114 141H117ZM127 138H128V136H127ZM172 138H171V141H174V140H172ZM132 139H134V138H132ZM74 142H76V141H74ZM126 142H127V140H126ZM126 142L123 144H126ZM147 142L148 141L146 140V143ZM83 143H82V145L81 144H79V145L82 147L83 146L85 147V145H83ZM172 143L173 142H171V144ZM118 144H119V142H118ZM127 145H128V143H127ZM150 145L151 144L148 143V146H150ZM159 145H161V143H159ZM178 145H180V143H178ZM128 146H130V145H128ZM154 146H156V145L152 146V150H153ZM189 146L187 145L186 147H189ZM154 148H156V147H154ZM157 148H158V145H157ZM162 148L165 149L163 144H162V147H160L159 149H162ZM182 149H183L182 147L179 149V150H181L180 152L183 151ZM177 150L178 149H176L175 151H177ZM179 150L177 152H179ZM187 155H189V154H187ZM53 158L56 160H57V158H59L60 160L58 159V161L62 160V162H58L56 160L54 161ZM149 159H151V158H149ZM149 159L147 160V162L151 161ZM103 161H105V159ZM193 162H194V164H192ZM65 165H67V166H65ZM129 165H131V168H129L130 167ZM129 165L126 168H129L130 171L127 169L126 172H128L130 174L136 166L133 168L132 164H129ZM134 170H136V168ZM120 172H119V169H118V171H116V169H115V173L113 172V175H111V178H109V177L107 178V176H106V178L104 177L103 179H100L101 182L99 184H95L96 183L95 182L94 183L95 185H94L92 183L94 185L92 187H94V191L97 189L100 190L101 188L103 190L104 188L107 187L108 191H109L108 193H110L111 196L116 195V196L120 197L121 202L119 203V205L117 207L118 209L116 208L117 205L114 206V204H113L114 207L110 206V209L112 208L111 212H113V211L119 212L120 211L121 215L125 218V220L137 219L138 215H139V211L137 210L138 211V213H137L136 207L138 205L135 207V203L137 204L138 200H140V199L136 196L137 193H135L134 197L136 196V198H134L132 196V192H134V188H135V191L137 192L138 191L137 188H139L140 183H142V182H140V181L138 182L136 179H134L135 177H132V174H130L133 179L132 178L131 179L129 178L128 180L124 179L125 184L124 183L122 184L121 183L122 181H120L118 178V177H121V175L119 174ZM124 172L122 170L121 174L123 175ZM198 172L202 175L196 176V174H199ZM123 177H124V175H123ZM87 178L88 177L84 176L82 178V181L86 182ZM148 181L150 182V180H146L144 182L147 183ZM85 182H81V184L82 183L84 184ZM183 182H185V181L183 180ZM187 182H186V184H187ZM145 183H143L142 185H144ZM78 184L80 185V183H78ZM109 184L112 185L111 189H109L110 188ZM178 184H176V185H178ZM84 185H83V187H84ZM147 185H148V183H147ZM118 186H120L121 190L117 189V188H119ZM61 187H62V189H60ZM143 187L141 186V189ZM181 188H182V185H181ZM67 189L71 190V192L69 194L65 193V192H67ZM146 189H144V190L146 191ZM196 189L199 190L198 193H197L198 190H196ZM176 190L178 191V189H176ZM94 191H92V192H94ZM140 191H139V193H140ZM92 192L90 193V195H93ZM139 193H138V195H139ZM174 193H176V192H174ZM171 194H172V192L169 195H171ZM178 194H181V193H178ZM186 194H184V195H186ZM40 195L41 194H39V196ZM101 195H102V192H101ZM87 196L90 197L89 194ZM173 196L175 197V194ZM179 197H181V195ZM141 199H142V202H144L143 198H141ZM175 199H176V201H174L175 202L174 206H176V204L177 205L179 204V201L177 200V198H175ZM70 201H72V200H70ZM174 202H172V204ZM138 204H140V203L138 202ZM150 204H152V203H150ZM14 208L12 210H14ZM115 208L117 210H115ZM85 209L84 210L82 209L81 214L79 215V217L76 220L71 221V223H69V224L58 225L56 227L55 231H53L51 237H40L38 239L39 240L38 242H35L31 238V236H29V237L25 238V242L20 243V239H17L18 241L15 239L16 238L15 235L17 236V234L13 230L14 227L11 228V230L9 229L10 231L6 227V232H4L5 234L0 232V235L1 234L3 236H5L6 234L9 235L7 231H9V233L11 232L10 233L11 235L3 237L4 238L3 240H7V242H8V240H10V241L16 240V241L13 242V244L11 242H9V243H11V247L8 244L7 245L9 247L4 246L5 250H4L3 246L0 247L1 249L3 248L2 249L3 251L0 250V264H41L42 258L50 255L51 252L55 248H62L64 246L67 248H70L73 245L75 246L79 240L81 241V239H82L81 237L84 236V234L87 231L92 230L95 227V225H97V223H98L97 217H98V214H100V213L98 211L96 212L94 210L96 213H98L96 216L90 210H85ZM110 209H108V210H110ZM8 211H9V213H8ZM140 212H142V211L140 210ZM150 212H153V210H151ZM181 212H183V211H181ZM150 214H147L148 217ZM8 215H9L10 219L7 217ZM147 215L144 214L143 216H147ZM140 217H139V219H140V221H142ZM17 218L18 217H16L15 219H17ZM142 218L144 219V217H142ZM198 219H201L199 221H202V219H204L205 223L202 226L203 228H201L200 233H198L197 239L195 240L192 232H193V229L195 228V226H194L195 222H197ZM179 223L180 222H178V224ZM149 224L154 225L151 223H149ZM163 224L165 225V223H163ZM140 225H141V223H140ZM164 225L162 227H164ZM158 226H159V224H158ZM165 227H167V226L165 225ZM160 228H161V225L156 231H158ZM169 229L171 230V228H169ZM161 230H159V231H161ZM159 231L155 232V233H156V235L160 236V234H158V233H160ZM90 232H92V234H93V232H96V234H97V231L94 229H93V231H90ZM12 233L14 236L12 235ZM100 233H101V231L99 229L98 234L100 235ZM2 235L0 236L1 241H2ZM166 237H167V235H166ZM17 238H19V237H17ZM159 239H162V238L159 237ZM169 240L170 239H167V241H169ZM192 240H194V241H192ZM167 241H166V243H167ZM236 242L238 243L237 240H236ZM173 243H175V242H173ZM223 243L226 245H223ZM254 243H256L255 245L258 247V249L254 245ZM5 244H6V242H5ZM233 244H232V246H233ZM251 244H253V246H251ZM138 247H140V245ZM191 247H193V252L191 251L192 250ZM218 248H220V247L217 246V249L215 247V250H218ZM235 248H236V250L233 249V252L235 251L234 253L237 256V254L240 253V251L238 250L237 246ZM212 249L210 248V250H212ZM262 249L264 250V248H262ZM237 250L239 251L238 253H236ZM61 251H62V249H61ZM138 251L139 250H137V252ZM224 251H226V250H224ZM136 253H135V255H136ZM247 253H245V254L247 255ZM262 253H264V252H262ZM209 254H210V252H209ZM216 254H214V255H216ZM217 255H219V253ZM221 255L222 254H220V259L222 260V258L224 259V257L221 258ZM240 255L242 256L243 254L240 253ZM240 255L238 254L237 258L238 259L240 258V260H241V259H243L242 258L243 256L239 257ZM246 255H245V258H246ZM125 256H123V257H125ZM136 257H138V256H136ZM230 257L234 258L235 256L233 255ZM230 257H229V255H227L225 257V259L228 260ZM254 257H256L259 260H262L255 255H254ZM128 258H130V257L128 256ZM134 258H132V259L134 260ZM237 258L236 259L234 258L235 261L237 260ZM220 259L218 258L217 261L218 260L220 261ZM230 259H232V258H230ZM254 259L251 258V259H249V261H252ZM126 260H125V263L128 261L130 263V260H128V261H126ZM135 260H140V259L138 257ZM240 260H238V261L239 262L243 261L242 264L248 263L247 260H246L247 262L244 261L245 259L242 261H240ZM121 261H122V259H121ZM208 261H207V263L206 262L205 263L206 264H219L220 263V262L217 263L216 260H214V262L216 261V263H214L212 260L209 262ZM228 261H230V260H228ZM228 261H227V263L230 264V262H228ZM134 262L131 264H140L141 263V262L137 263L136 261H134ZM225 262L221 261V263H223V264H225ZM253 263H251V264H253ZM108 264H109V262H108ZM111 264H121V262L119 261V262L111 263ZM259 264H260V262H259Z\"/></svg>", "mask_w": 264, "mask_h": 264}]
</instances>
